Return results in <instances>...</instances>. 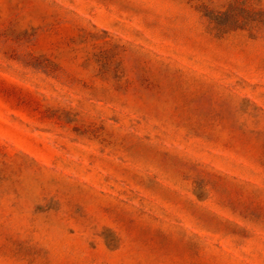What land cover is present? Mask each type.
I'll return each mask as SVG.
<instances>
[{
	"label": "rangeland",
	"instance_id": "rangeland-1",
	"mask_svg": "<svg viewBox=\"0 0 264 264\" xmlns=\"http://www.w3.org/2000/svg\"><path fill=\"white\" fill-rule=\"evenodd\" d=\"M0 264H264V0H0Z\"/></svg>",
	"mask_w": 264,
	"mask_h": 264
}]
</instances>
